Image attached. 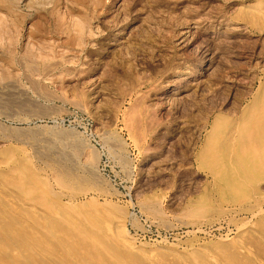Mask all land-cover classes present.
Here are the masks:
<instances>
[{"label":"rangeland","instance_id":"obj_1","mask_svg":"<svg viewBox=\"0 0 264 264\" xmlns=\"http://www.w3.org/2000/svg\"><path fill=\"white\" fill-rule=\"evenodd\" d=\"M0 169V260L264 264V0H0Z\"/></svg>","mask_w":264,"mask_h":264},{"label":"bare ground","instance_id":"obj_2","mask_svg":"<svg viewBox=\"0 0 264 264\" xmlns=\"http://www.w3.org/2000/svg\"><path fill=\"white\" fill-rule=\"evenodd\" d=\"M262 20H263V19H262ZM250 112H251V111H250ZM255 112H256V111H255ZM252 114H253V113H252ZM255 114H256V113H255ZM253 116H254V115H253ZM241 120H242V119H241ZM249 120H250V119H249ZM247 121H248V120H247ZM250 121H251V120H250ZM243 122H244V121H243ZM245 122H246V119H245ZM253 122H255V121H252L251 123H253ZM241 123H242V121H241ZM241 123H240V124H241ZM247 123H249V121H248ZM251 123H250V124H251ZM241 126H242V125H241ZM242 127H244V126H242ZM253 132H255V131H253ZM250 134H251V133H250ZM249 136H250V135H249ZM256 139H257V138H256ZM252 140H253V139H252ZM247 142H248V140H247ZM247 142H246V143H247ZM249 142H250V141H249ZM249 142H248L247 144H249ZM251 142H252V141H251ZM246 143H245V144H246ZM243 144H244V143H243ZM245 144H244L243 147H245ZM252 145H253V144H252ZM253 147H254V146H253ZM253 147H250V145H249V147H246V149L248 148L247 150H248V152L250 153V155H251L252 152H255ZM262 147H263V146H262ZM262 147H261V148H262ZM243 149H244V148H243ZM246 149H245V150H246ZM243 151H244V150H243ZM246 152H247V151H245V153H246ZM241 153L244 154V152H241ZM246 154H247V153H246ZM255 155H256V154H255ZM260 156H261V152H260ZM228 159H230V158H228ZM233 159H234V158H233ZM237 159H238V158H237ZM238 160H239V159H238ZM261 160H262V159H261ZM228 161H229V160H228ZM257 162H258V161H257ZM258 163H259V162H258ZM237 164H238V163H237ZM240 164H241V163H240ZM260 165H261V164H260ZM238 166H239V165H238ZM241 166H242V165H241ZM261 166H262V165H261ZM252 168H253V167H252ZM240 169H241V168H240ZM0 170H1V169H0ZM245 170H246V169H244V172H245ZM16 171H17V170H16ZM221 171L223 172V170H221ZM244 172H243V173H244ZM246 172H247V171H246ZM17 173H18V172H17ZM17 173H16V174H17ZM19 173H20V172H19ZM22 173H23V172H21V174H22ZM16 174H15V175H16ZM245 174H246V173H245ZM17 175H18V174H17ZM23 175H24V174H23ZM26 175H27V174H26ZM6 176L8 177V175H6ZM9 176H10V174H9ZM245 176H246V175H245ZM7 177H6V178H7ZM19 177H20V176H19ZM8 178H9V177H8ZM12 178H13V177H12ZM25 178H26V177H25ZM25 178H24V179H25ZM31 178H33V177H31ZM245 178H246V177H245ZM10 179H11V178H10ZM12 180H13V179H12ZM31 180H32V179H31ZM33 180H34V179H33ZM33 180H32V181H33ZM242 180H243V179H242ZM2 181H3V180H2ZM246 182H247V181H246ZM10 183H11V182H10ZM10 183L7 185L8 187H9V185L12 186ZM12 184H13V183H12ZM15 184H16V183H15ZM244 184H245V183H244ZM3 185H4V184H3ZM17 185H18V183H17ZM19 185H20V183H19ZM19 185H18V186H19ZM13 186H15V185H13ZM20 186H21V185H20ZM29 186H30V185H29ZM29 186H28V187H29ZM243 186H244V185H243ZM15 187H16V186H15ZM4 188H5V187H4ZM30 188H31V187H30ZM30 188H28V189L30 190ZM16 189H18V187H17ZM19 189H21V187H19ZM32 189H33V188H32ZM1 190H3V189L1 188ZM7 190H8V189H7ZM23 190H24V189H23ZM20 191H21V190H20ZM26 191H27V190H26ZM26 191H25V192H26ZM1 192H2V191H1ZM25 192H24V194H25ZM34 192H35V191H34ZM21 194H22V193H21ZM26 194H28V193H26ZM29 194H30V192H29ZM39 194H40V193H39ZM14 196H16V195H14ZM14 196H13V197H14ZM30 196H31V195H30ZM34 196H35V195H34ZM34 196H33V197H34ZM38 196H39V195H38ZM11 197H12V196H11ZM13 197H12V199L15 198V197H14V198H13ZM17 197H18V196H17ZM23 197H25V196H23ZM25 198H27V197H25ZM21 199H22V198H21ZM31 199H32V198H31ZM40 199H41V198H40ZM16 200H17V199H16ZM24 200H25V199H24ZM17 201H18V200H17ZM21 201H22V200H21ZM25 202H27V201H25ZM25 202H23V203H25ZM2 203H3V202H2ZM2 203H1V204H2ZM10 203L12 204V202H10ZM41 203H42V202H41ZM41 203H40V204H41ZM16 204H17V203H16ZM18 205H19V204H18ZM16 206H17V205H16ZM25 206H26V205H25ZM31 206H32V205H31ZM38 206H39V205H38ZM41 206H42V205H41ZM44 206H46V205L44 204ZM1 207H2V206H1ZM26 207H27V206H26ZM9 208H10V207H9ZM32 208H33V207H32ZM41 208H42V207H41ZM45 208H46V207H45ZM35 209H36V208H35ZM47 209H48V208H46V210H47ZM19 210H20V209H19ZM56 210H57V209H56ZM71 210H72V209H71ZM30 211H31V210H30ZM0 212H1V211H0ZM23 212H24V211H23ZM23 212H21V213H23ZM48 212H49V211H48ZM55 212H56V211H55ZM55 212H54V213H55ZM1 213H2V212H1ZM6 213H7V212H6ZM12 213L14 214V212H12ZM24 213H25V212H24ZM67 213H68V212H67ZM100 213H101V212H100ZM7 214H8V213H7ZM7 214H5V215H7ZM35 214H36V213H35ZM25 215H26V214H25ZM41 215H42V214H41ZM45 215H46V214H45ZM68 215H69V213H68ZM77 215H78V214H77ZM98 215H99V214H98ZM103 215H104V217H105V214H103ZM20 216H21V215H20ZM50 216H51V215H50ZM73 216H74V215H73ZM92 216H94V215H92ZM106 216H107V215H106ZM76 217H77V216H76ZM100 217H101V216H100ZM109 217H110V216H109ZM3 218H4V217H3ZM10 218H11V217H10ZM16 218H17V216H16ZM77 218H78V217H77ZM107 218H108V217H107ZM107 218H106V219H107ZM4 219H5V218H4ZM38 219H39V218H38ZM51 219H52V218H51ZM102 219H104V218H102ZM108 219H109V218H108ZM6 220H7V219H6ZM26 220H28V219H26ZM40 220H42V219H40ZM57 220H58V219H56V221H57ZM1 221H2V220H1ZM19 221H20V220H19ZM29 221H31V220L29 219ZM63 221H64V220H63ZM76 221H77V220H76ZM79 221H80V220H79ZM108 221H109V220H108ZM2 222H3V221H2ZM2 222H0V223H2ZM10 222H12V221H10ZM70 222H71V221H70ZM82 222H83V221H81V223H82ZM110 222H111V221H110ZM43 223H45V222H43ZM66 223H67V222H66ZM12 224H13V223H12ZM245 224H246V223H244L243 225H245ZM250 224H251V223H250ZM5 225H6V224H5ZM8 225H9V224H8ZM20 225H21V223H20ZM20 225H19V226H20ZM68 225H69V224H68ZM68 225H66V226H68ZM46 226H47V225H46ZM122 226H123V225H122ZM239 226H242V225H239ZM239 226H238V228H240ZM249 226H250V225H249ZM249 226H248V227H249ZM29 227H30V229H31V226H29ZM29 227H28V228H29ZM33 227H35V225H34ZM64 227H65V226H64ZM88 227H89V226H88ZM112 227H113V226H112ZM2 228H3V227H2ZM28 228H26V229H28ZM71 228H72V227H71ZM113 228H114V227H113ZM120 228H121V227H120ZM30 229H29V231H30ZM34 229H35V228H34ZM50 229H51V228H50ZM52 229H53V228H52ZM89 229H90V228H89ZM94 229H95V228H94ZM123 230H124V229H123ZM237 230H238V229H237ZM241 230H242V229H241ZM251 230H252V229H251ZM253 230H254V229H253ZM253 230H252V231H253ZM13 231H14V230H13ZM49 231H50V230H49ZM72 231H73V230H72ZM107 231H109V230L107 229ZM114 231H115V230H114ZM121 231H122V230H121ZM243 231H244V230H243ZM30 232H31V231H30ZM39 232H40V231H39ZM116 232L118 233V231H116ZM238 232H239V231H238ZM246 232H247V231H246ZM255 232H256V231H255ZM15 233L19 234L18 232H15ZM45 233H46V232H45ZM121 233H122V232H121ZM123 233H124V231H123ZM240 233H241V232H240ZM37 234H38V233H37ZM46 234H48V232H47ZM50 234H51V233H50ZM59 234H61V233H59ZM34 235H36V234H34ZM34 235H33V236H34ZM252 235H253V234H252ZM4 236H5V235H4ZM6 236H7V235H6ZM101 236H102V235H101ZM106 236H107V235H106ZM124 236H125V235H124ZM127 236H128V235H127ZM21 237H22V236H21ZM108 237H109V236H108ZM111 237H112V236H111ZM19 238H20V237H19ZM22 238H23V237H22ZM89 238H92V237H89ZM129 238H130V237H129ZM13 239H14V238H13ZM23 239H25V238H23ZM39 239H40V238H39ZM48 239H49V238H48ZM54 239H55V238H54ZM85 239H86V238H85ZM116 239H117V238H116ZM21 240H22V239H21ZM25 240H26V239H25ZM90 240H91V239H90ZM26 241H27V240H26ZM57 243H58V242H57ZM64 243H65V242H64ZM73 243H74V242H73ZM94 243H95V242H94ZM198 243H199V242H198ZM240 243H241V242H240ZM255 243H256V242H255ZM26 244H27V243H26ZM58 244H59V243H58ZM96 244H97V243H96ZM204 244H205V243H204ZM39 245H40V244H39ZM43 245H44V244H43ZM66 245H67V244H66ZM116 245H117V244H116ZM193 245H195V244H193ZM30 246H31V245H30ZM48 246H50V245H48ZM62 246H63V245H62ZM74 246H75V245H74ZM120 246H121V245H120ZM138 246H139V245H138ZM142 246H143V245H142ZM200 246H201V245H200ZM58 247H59V246H58ZM66 247H67V246H66ZM118 247H119V246H118ZM159 247H160V246H159ZM168 247H169V246H168ZM205 247H206V246H205ZM45 248H46V247H45ZM53 248H54V247H53ZM61 248H62V247H61ZM121 248H122V247H121ZM176 248H177V247H176ZM192 248H193V247H192ZM202 248H203V247H202ZM246 248H247V247H246ZM29 249H30V248H29ZM167 249H168V248H167ZM171 249H172V248H171ZM189 249H191V248H189ZM197 249H198V248H197ZM205 249H206V248H205ZM215 249H216V248H215ZM215 249H214V250H215ZM48 250H49V249H48ZM62 250H63V249H62ZM80 250H82V249H80ZM134 250H136V249H134ZM139 250H140V249H139ZM143 250H145V249H143ZM173 250H174V249H173ZM249 250H250V249H249ZM249 250H248V251H249ZM6 251H7V250H6ZM28 251H29V250H28ZM125 251H126V250H125ZM132 251H133V250H132ZM141 251H142V250H141ZM17 252H18V251H17ZM21 252H22V251H21ZM37 252H38V251H37ZM39 252H40V251H39ZM53 252H55V251H53ZM66 252H67V251H66ZM203 252H205V251H203ZM249 252H250V251H249ZM40 253H41V252H40ZM42 253H43V252H42ZM62 253H63V252H62ZM68 253H69V252H68ZM146 253H147V251H146ZM57 254H58V253H57ZM148 254H149V253H148ZM178 254H179V253H178ZM201 254H202V253H201ZM33 255H34V254H33ZM40 255H41V254H40ZM106 255H107V254H106ZM171 255H172V254H171ZM206 255H207V254H206ZM206 255H205V256H206ZM20 256H21V255H20ZM35 256H36V255H35ZM41 256H42V255H41ZM46 256H47V254H46ZM142 256H143V255H142ZM181 256H182V255H181ZM183 256H184V255H183ZM44 257H45V255H44ZM65 257H66V256H65ZM67 257H68V256H67ZM149 257H150V256H149ZM185 257H186V256H185ZM207 257H208V256H207ZM27 258H28V257H27ZM74 258H76V257H74ZM144 258H145V257H144ZM45 259H46V258H45ZM110 259H111V258H110ZM47 260H48V259H47ZM56 260H57V259H56ZM69 260H70V259H69ZM144 260H145V259H144ZM194 260H195V259H194ZM48 261H49V260H48ZM33 262H34V260H33ZM50 262H51V261H50ZM149 262H150V261H149ZM215 262H216V261H215ZM27 263H29V262H27ZM61 263H62V262H61ZM72 263H73V262H71V264H72ZM0 264H14V261H13V262H12V261L9 262V261H5V260H4V261H3V260H0ZM80 264H81V263H80ZM104 264H105V263H104ZM153 264H154V263H153ZM259 264H260V263H259Z\"/></svg>","mask_w":264,"mask_h":264}]
</instances>
